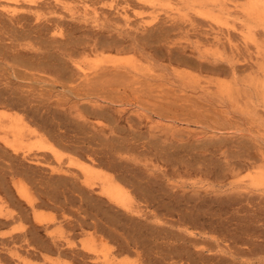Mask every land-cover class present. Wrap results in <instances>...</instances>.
<instances>
[{"label": "rangeland", "instance_id": "obj_1", "mask_svg": "<svg viewBox=\"0 0 264 264\" xmlns=\"http://www.w3.org/2000/svg\"><path fill=\"white\" fill-rule=\"evenodd\" d=\"M0 90V264H100L105 258L103 264H121V261L122 264H264V0H0ZM6 95L15 97L14 102ZM4 98L17 105L11 106L7 101L8 106ZM12 120H19L20 140L14 141L4 128ZM45 121L50 123L47 125ZM38 132L52 138H44L52 147ZM59 135L63 136L62 141ZM38 138L44 140L42 147L50 149H42L43 141L39 142ZM72 143H80V146L77 149ZM60 144L65 145L59 147ZM4 146L10 147L6 151ZM71 147L77 155L74 156ZM105 150H109L107 157L103 155ZM45 151L51 153H46L47 158ZM113 156L118 157L112 159ZM104 157L112 159L115 171L111 164L108 165L111 168L107 166L111 161L106 164ZM101 158L103 163L100 160L101 166H97ZM115 158L118 159L115 161ZM119 158L125 162L120 163ZM116 162L127 168L137 164L133 167L135 172H129L126 166L120 169ZM117 167L124 176L128 174L126 178L121 174L125 183L130 180L129 184H124L125 188L122 178L119 176L121 181L115 175ZM110 170L115 172L110 176L115 175L113 179L119 184L122 182L124 190L126 185L130 187L126 189L131 197L130 205L138 201L139 208L135 203L126 210L99 193L98 177L109 176L106 172ZM68 172H77L81 178L74 173L77 180L74 175L68 178ZM61 173L66 178V181L61 179L62 183L69 185L59 181L61 184L57 186ZM136 173L141 177L145 175L143 178L148 183L140 181L138 175L133 176ZM72 178L79 180L75 187H71ZM132 178H136L138 184H132L135 180ZM159 181L179 202L165 196L166 190L163 194L165 187L161 182L159 185ZM87 182L91 183L89 187ZM141 182L149 194L150 189L153 193L155 189L161 191L163 195L160 194L159 199L164 196V208L159 207L163 199L154 200L155 204L159 202L158 207L149 202L152 197L138 188ZM79 183L83 189L80 192L84 194L78 191ZM130 183L139 189L138 195ZM145 184H149L148 188ZM156 184L162 188L157 189ZM95 186L98 187L95 189ZM88 190L91 192L86 193ZM158 191L154 195L158 196ZM185 192L192 196H184ZM195 195H200L199 199L203 196L204 201ZM69 199L73 202L68 203ZM104 200L106 205L101 209L100 203ZM166 203L176 206L170 208ZM109 205L113 210L106 209ZM105 209L121 217L111 215L116 219L112 221ZM192 210L194 217L188 220L184 215L191 214ZM102 211L108 216L104 217ZM128 214L131 219L126 218ZM131 215L139 221L133 223L135 219ZM192 218L196 219L193 225ZM95 221L100 224L97 230L106 228L103 227L104 233L101 229L96 232ZM147 221L152 225H147ZM114 222L120 224L116 226ZM158 222L162 224L161 229ZM128 223L137 228L144 227L142 223H145V227L151 228H143L145 231L141 232L145 237H140V231L134 234L139 228L127 225L132 227V233L131 228L127 229ZM163 227L168 229L169 235ZM109 233L118 235L117 239L121 240L116 241ZM95 236H101L99 243ZM136 236L140 238L136 240ZM186 236L192 237L191 240L195 238L196 244L187 242ZM132 237L136 239L131 243ZM100 242L114 246L106 248L102 244V247ZM177 242L186 244L187 250L191 247L188 251L195 252H189L191 258L179 256L185 247L178 244L182 250H174L181 249L175 248ZM94 243L105 250L103 256ZM126 244L130 245L131 252L123 248ZM115 245H121L122 250L129 253L116 251ZM201 249L203 251H199ZM164 252L167 258L163 257ZM109 257L116 259L112 262Z\"/></svg>", "mask_w": 264, "mask_h": 264}, {"label": "bare ground", "instance_id": "obj_2", "mask_svg": "<svg viewBox=\"0 0 264 264\" xmlns=\"http://www.w3.org/2000/svg\"><path fill=\"white\" fill-rule=\"evenodd\" d=\"M45 3H46V2H45ZM74 24H75V23H74ZM62 26H63V25H62ZM42 27H43V26H42ZM33 28H34V27H33ZM169 29H170V28H169ZM169 31H170V30H169ZM19 33H20V32H19ZM143 35H144V34H143ZM16 36H17V35H16ZM38 38H39V37H38ZM158 38H159V37H158ZM156 39H157V38H156ZM80 40H81V39H80ZM157 40H158V39H157ZM51 41H52V40H51ZM150 41H151V40H150ZM89 42H90V40H89ZM146 42H147V41H146ZM103 43H104V42H103ZM152 43H153V42H152ZM156 44H157V43H156ZM47 45H48V44H47ZM127 45H128V44H127ZM69 49H70V48H69ZM129 49H130V47H129ZM21 51H22V50H21ZM52 54H53V53H52ZM77 54H78V53H77ZM34 55H35V54H34ZM15 59H16V58H15ZM20 60H21V59H20ZM20 60H19V61H20ZM22 60H23V59H22ZM179 61H180V60H179ZM27 63H28V62H27ZM40 63H41V61H40ZM38 65H39V64H38ZM63 66H65V65H63ZM76 67H78V66H76ZM207 67H208V66H207ZM78 68L80 69V67H78ZM214 68H215V67H214ZM72 69H73V68H72ZM226 69H227V68H226ZM58 70H59V69H58ZM215 70H216V69H215ZM63 71H65V70H63V67H62L61 72H63ZM109 71H110V70H109ZM109 71H108V72H109ZM57 72H58V71H57ZM61 72H60V73H61ZM68 72H69V71H68ZM114 72H115V71H114ZM122 72H123V71H122ZM60 73H59V74H60ZM105 73H106V71H105ZM63 74H64V72H63ZM81 74H82V73H81ZM118 74H119V73H118ZM60 75H61V74H60ZM86 75H87V74H86ZM68 76H69V75H68ZM66 77H67V76H66ZM88 77H89V76H88ZM104 77H105V76H103V78H104ZM108 77H110V76H108ZM64 78H65V77H64ZM75 78H76V77H75ZM92 78H93V77H92ZM111 78H112V77H111ZM106 79H107V78H106ZM108 79H110V78H108ZM133 79H134V78H133ZM95 80H96V79H95ZM95 80H94V81H95ZM82 81H83V80H82ZM110 81H111V80H110ZM79 82H80V81H79ZM102 82H104V81H102ZM93 84H94V82H93ZM108 84H109V83H108ZM126 84H127V83H126ZM89 85H90V84H89ZM101 85H102V84H101ZM101 85H100V86H101ZM109 85H110V84H109ZM113 85H114V84H113ZM119 85H120V84H119ZM119 85H118V86H119ZM6 86H7V85H6ZM106 86H107V85H106ZM81 87H83V86H81ZM88 90H89V89H88ZM128 90H129V89H128ZM130 90H131V89H130ZM0 91H2V90H0ZM83 91H84V90H83ZM99 91H100V90H99ZM109 91H110V90H109ZM117 91H118V90H117ZM197 91H198V90H197ZM95 93H96V92H95ZM0 94L2 95V93H0ZM22 95H23V94H22ZM6 96H7V95H6ZM7 97H9V96H7ZM27 97H28V96H27ZM0 98H1V97H0ZM9 98H11V97H9ZM12 98H13V97H12ZM12 98H11V99H12ZM14 98H15V97H14ZM14 98H13L11 101H13ZM40 98H41V97H40ZM4 99H5V98H4ZM9 100H10V99H9ZM9 100H7V101H9ZM18 100H19V99H18ZM33 100H34V99H33ZM0 101H1V100H0ZM2 101H3V99H2ZM5 101H6V99H5ZM7 101H6L5 103L9 106V104L11 103V101H9L10 103L7 102ZM3 102H4V101H3ZM13 102H14V101H13ZM13 102L10 104L11 106H12V104L14 105V104L16 103V102H15V103H13ZM0 103H1V102H0ZM8 103H9V104H8ZM1 104H2V103H1ZM50 104H51V103H50ZM7 105H6V106H7ZM16 105H17V103H16ZM20 105H21V104H20ZM21 106H22V105H21ZM14 107H15V105H14ZM14 107H13V109H16V108H14ZM81 107H82V106H81ZM84 107H85V106H84ZM11 108H12V107H11ZM17 108H18V107H17ZM22 108H23V107H22ZM92 108H93V107H92ZM80 109H81V108H80ZM83 109H84V108H83ZM87 109H88V108H87ZM53 110H54V109H53ZM64 110H65V108H64ZM97 110H99V109H97ZM16 111H17V110H16ZM30 111H31V110H30ZM60 112H61V111H60ZM90 112H91V111H90ZM102 112H103V110H102ZM30 113H31V112H30ZM32 113H34V111H33ZM79 113H81V112H79ZM99 113H100V112H99ZM45 115H46V114H45ZM54 115H55V114H54ZM81 115H82V114H81ZM83 115H84V114H83ZM20 116H21V115H20ZM35 116H36V115H35ZM35 116H34L33 118H35ZM37 116H38V113H37ZM57 116H58V115H56V117H57ZM79 116H80V115H79ZM16 117H17V116H16ZM16 117H15V118H16ZM66 117H67V116H66ZM85 117H86V115H85ZM85 117H84V118H85ZM105 117H106V116H105ZM17 118H19V117H17ZM21 118H22V117H21ZM41 118H42V117H41ZM19 119H20V118H19ZM24 119H25V118H24ZM57 119H58V118H57ZM107 119H108V117H107ZM43 120H44V119H43ZM61 120H62V119H61ZM76 120H77V119H76ZM79 120H80V119H79ZM87 120H88V119H87ZM87 120H86V121H87ZM18 121H19V120H18ZM18 121H17V120H12V122H11V124H10L9 126L4 127V128H6V129L8 130V132H10V133L12 134V136H13V140H14V141H15V140H18L19 137H20V134H21V129H20L21 126L19 125ZM22 121H23V120H22ZM28 121H29V120H28ZM30 121H31V120H30ZM36 121H37V120H36ZM114 121H115V120H114ZM117 121H118V120H117ZM42 122H43V121H42ZM71 122H72V121H71ZM43 123H44V122H43ZM43 123H42V124H43ZM49 123H50V122H49ZM49 123H46V121H45V124L48 125ZM87 123H88V122H87ZM89 123H90V122H89ZM23 124H24V122H23ZM26 124H27V123H25V125H26ZM0 125L2 126V124H0ZM36 125H37V124H35V126H36ZM52 125H53V124H52ZM52 125H51V126H52ZM55 125H56V124H55ZM60 125H62V124H60ZM68 125H69V124H68ZM82 125H83V124H82ZM87 125H88V124H87ZM26 126H27V125H26ZM40 126H41V125H40ZM43 126H45V125H43ZM80 126H81V125H80ZM93 126H94V125H93ZM100 126H101V125H100ZM22 127H25V126H22ZM27 127H29V126H27ZM47 127H48V126H47ZM78 127H79V126H78ZM96 127H97V126H96ZM48 128H50V130H51V127H48ZM74 128H75V127H74ZM100 128H101V127H100ZM100 128H99V129H100ZM26 129H28V128H26ZM66 129H67V128H66ZM75 129H77V128H75ZM93 129H94V128H93ZM96 129H97V128H96ZM96 129H95V130H96ZM7 130H6V131H7ZM33 130H34V129H33ZM41 130H42V129H41ZM48 130H49V129H48ZM52 130H53V128H52ZM71 130H72V129H71ZM100 130H101V129H100ZM28 131H30V130H28ZM53 131H54V130H53ZM53 131H51V132H53ZM69 131H70V130H69ZM101 131H102V130H101ZM103 131H104V130H103ZM26 132H27V131H26ZM32 132H33V131L31 130V133H32ZM34 132H35V134H36V131H34ZM88 132H89V131H88ZM90 132H91V131H90ZM98 132H100V131H98ZM38 133H39V132H38ZM40 133H41V132H40ZM40 133H39V134H40ZM44 133H45V132H44ZM44 133H43L44 137L42 136V133H41L40 136H42L41 138H43V139L46 138V140H47V137H48V136L45 137V134H44ZM48 133H49V132H48ZM106 133H107V131H106ZM24 134H25V133H24ZM27 134H29V133H27ZM27 134H25V135H27ZM49 134H50V133H49ZM51 134H52V133H51ZM51 134H50V136H51ZM85 134H86V133H85ZM95 134H97V132H95ZM95 134H93V135H95ZM47 135H48V134H47ZM55 135H58V134L55 133ZM60 135H62V134H60ZM60 135L57 136V137H60ZM93 135H92V136H93ZM21 136H22V135H21ZM34 136H35V135H34ZM40 136H39V138H40ZM96 136H97V135H96ZM96 136H95V137H96ZM98 136H99V135H98ZM100 136H101V135H100ZM100 136H99V137H100ZM112 136H113V135H112ZM35 137H36V136H35ZM53 137H54V135H53ZM78 137H79V136H78ZM78 137H77V138H78ZM113 137H114V136H113ZM149 137H150V136H149ZM21 138H22V137H21ZM39 138H38V140H39ZM48 138H49V137H48ZM54 138H55V137H54ZM61 138H63V136L59 138L60 140H59V139H58V140H59V141H62ZM66 138H68V137H66ZM84 138H85V137H84ZM92 138H93V137H92ZM101 138H103V141H104V137H101ZM109 138H110V136H109ZM118 138H119V137H118ZM35 139H36V138H35ZM49 139H50V138H49ZM51 139H52V138H51ZM51 139H50V140H51ZM82 139H83V138H82ZM93 139H94V138H93ZM99 139H100V138H98L97 140L99 141ZM120 139H121V138H120ZM123 139H124V138H123ZM4 140H5V139H4ZM19 140H20V139H19ZM21 140H22V139H21ZM38 140H36V141H38ZM40 140H41V141H40ZM40 140H39V142H42V141H43L42 144L39 143V144L41 145V148H42V149H46V148H48V147H46L45 145H44L45 148L42 147V145L45 144V143H44V140H45V139H44V140L40 139ZM46 140H45V141H46ZM58 140H57V141H58ZM88 140H89V139H88ZM91 140H92V139H91ZM91 140H90V141H91ZM105 140H106V139H105ZM127 140H128V139H127ZM36 141H35V142H36ZM55 141H56V140H55ZM98 141H97V142H98ZM100 141H101V140H100ZM107 141H108V140H107ZM113 141H114V140H113ZM117 141H118V140H117ZM35 142H34V143H35ZM53 142H54V140H53ZM72 142H73V141H72ZM75 142H77V141H75ZM109 142H110V140H109ZM172 142H173V141H172ZM174 142H175V141H174ZM4 143H5V142H4ZM46 143H47V141H46ZM57 143H58V142H57ZM57 143H56V144H57ZM59 143H60V142H59ZM106 143H107V142H106ZM123 143H124V142H123ZM123 143H120V144H123ZM53 144H54V143H53ZM72 144H74V143H72ZM75 144H76V143H75ZM75 144H74V146L77 147V149H78V146H80V145H79L80 143H78V145L76 144L77 146H76ZM90 144H91V143H90ZM101 144H103V143H101ZM37 145H38V143H37ZM40 145H39V146H40ZM47 145H49V143H47ZM64 145H65V144H63V145L60 144L59 147L64 146ZM66 145H67V144H66ZM113 145H114V144H113ZM116 145H117V144H116ZM124 145H125V143H124ZM172 145H173V144H172ZM68 146H69V145H68ZM72 146H73V145H72ZM74 146H73V147H74ZM107 146L110 147V146H112V145H107ZM117 146H118V145H117ZM125 146H126V145H125ZM130 146H131V145H130ZM130 146H129V147H130ZM5 147H6V146H4V148H5ZM9 147H10V146H9ZM9 147H8V148H9ZM33 147H34V146H33ZM35 147H36V146H35ZM49 147H52V145H51V146L49 145ZM69 147H70V146H69ZM73 147H71V148H73ZM120 147H121V146H120ZM161 147H162V146H161ZM8 148H7V147L5 148L6 151H7ZM12 148H14V147L12 146ZM12 148H11V149H12ZM38 148H40V147H38ZM41 148H40V149H41ZM63 148H64V147H63ZM82 148H83V147H81V149H82ZM110 148H112V147H110ZM114 148H115V150H116V147H115V146H114ZM117 148H118V147H117ZM123 148H124V146H123ZM123 148H121V149L123 150ZM35 149H36V148H35ZM48 149H50V148H48ZM48 149H47V150H48ZM51 149H52V148H51ZM68 149H69V148H67V150H68ZM79 149H80V147H79ZM81 149H80V150H81ZM100 149H101V148H100ZM108 149H109V148H108ZM131 149H132V148H131ZM17 150H18V149H17ZM53 150H54V148H53ZM55 150H56V147H55ZM55 150H54V151H55ZM67 150H66V151H67ZM69 150H71V149H69ZM73 150H74V151H73V152H74V156L77 155L76 150H75L74 148H73ZM84 150H85V149H84ZM102 150H103V149H102ZM128 150H129V149H128ZM164 150H165V149H164ZM4 151H5V150H4ZM15 151H16V150H15ZM29 151H30V150H29ZM31 151H32V150H31ZM48 151H50V150H48ZM48 151H47V152H48ZM71 151H72V150H71ZM87 151H88V150H87ZM92 151H94V150H92ZM108 151H109V150H107V152H108ZM112 151H113V150H112ZM112 151H111V149H110V154H109V152L107 153L106 150H105V153H106V154H105L104 151H103V153H104L103 155L106 156L107 154H109V155L112 156V154H111ZM117 151H119V150H117ZM124 151H125V150H124ZM126 151H127V150H126ZM10 152H11V151H10ZM17 152H18V151H17ZM17 152H15V153H17ZM36 152H38V151H36ZM36 152H34V154H36ZM47 152L45 151V153H44V152H40V153H44L45 156H46V153H47ZM77 152H78V151H77ZM83 152H84V151H83ZM85 152H86V151H85ZM85 152H84V153H85ZM99 152H100V151H99ZM115 152H116V151H115ZM120 152H121V151H120ZM160 152H161V151H160ZM28 153H29V152H28ZM49 153H50V152H48V154H49ZM53 153H54V152H53ZM55 153H56V152H55ZM94 153H95V152H94ZM101 153H102V152H101ZM121 153H122V152H121ZM129 153H130V152H129ZM5 154H6V152H5ZM44 154H42V155L44 156ZM50 154H51V153H50ZM60 154H61V153H60ZM1 155H2V154H1ZM27 155H28V154H27ZM88 155H89V154H88ZM92 155H93V153H92ZM113 155H115V154H113ZM159 155H160V154H159ZM47 156H48V155H47ZM47 156H46V158H47ZM56 156H57V155H56ZM56 156H55V157H56ZM78 156H79V153H78ZM80 156H81V155H80ZM84 156H85V155H84ZM84 156H83V159L85 158ZM100 156H101V155H100ZM107 156H108V155H107ZM107 156H106V157H107ZM127 156H128V155H127ZM26 157H27V156H26ZM71 157H72V156H71ZM87 157H89V156H87ZM94 157H95V156H94ZM94 157H93V158H94ZM106 157H104V158L106 159ZM109 157H110V156H109ZM114 157H118V156H113V158H112V157H111V158L114 159ZM119 157H121V156H119ZM125 157H126V156H125ZM125 157H124V158H125ZM130 157H131V156H130ZM130 157H128V158L130 159ZM163 157H164V156H163ZM27 158H29V157H27ZM36 158H37V156H36ZM81 158H82V156H81ZM81 158L79 157V159H81ZM90 158H91V157H90ZM102 158H103V157H102ZM102 158L98 160L97 166L100 165V162H99L100 160H102V163H103V159H102ZM121 158H122V157H121ZM121 158H119V159H121ZM17 159H18V158H17ZM37 159H38V158H37ZM61 159H62V158H61ZM67 159H68V158H67ZM74 159H75V158H74ZM83 159H82V160H83ZM85 159H86V158H85ZM94 159H95V158H94ZM105 159H104V161H105ZM112 159H110V160H108V158L106 159V164H107L108 161H111V163L108 162L107 166L111 164L110 166L112 167V165H113L112 163H114V162H112ZM116 159H118V158H115V161H116ZM43 160H44V159H43ZM72 160H73V158H72ZM76 160H77V159H76ZM87 160H88V159H87ZM95 160H96V159H95ZM134 160H135V159H134ZM77 161L79 162V160H77ZM89 161H90V159H89ZM113 161H114V160H113ZM118 161H119V160H118ZM120 161H122V159H121ZM123 161H124V160H123ZM123 161L120 162V163H123ZM182 161H183V160H182ZM73 162H74V160H73ZM82 162H83V161H82ZM82 162H80V163H82ZM86 162H88V161H86ZM86 162H85V163H86ZM124 162H125V161H124ZM15 163H16V162H15ZM18 163H19V162H18ZM68 163H70V160H68ZM102 163H101V164H102ZM116 163H117V162H116ZM118 163H119V162H118ZM118 163H117V164H118ZM120 163H119V164H120ZM126 163H129V164H130V162H126ZM40 164H41V163H40ZM60 164L62 165V162H61ZM88 164H89V163H88ZM94 164L96 165L95 162H94ZM104 164H105V163H104ZM119 164H118V166H119ZM131 164H132V163H131ZM16 165H17V164H16ZM49 165H50V164H49ZM58 165H59V164H58ZM61 165H59V167H61ZM71 165H72V164H71ZM73 165H74V164H73ZM79 165H80V164H79ZM114 165H115V163H114ZM114 165H113V167L115 168L116 166H114ZM165 165H166V164H165ZM34 166H35V165H34ZM77 166H78V165H77ZM82 166H83V163H82ZM91 166H92V162H91ZM91 166H90V167H91ZM93 166H94V165H93ZM97 166H96V168H97ZM100 166H101V165H100ZM104 166H105V165H104ZM104 166L102 165L103 169L105 168ZM107 166H106V167H107ZM125 166H126V165L122 166V165L120 164L119 168L122 167V169H123V167H125ZM131 166H132V165H131ZM136 166H137V164H136L135 166L133 165V167H136ZM145 166H146V165H145ZM147 166H148V165H147ZM157 166H158V165H157ZM166 166H167V165H166ZM166 166H165V167H166ZM39 167H40V165H39ZM55 167H56V166H55ZM59 167H57V168H59ZM108 167H109V166H108ZM108 167H107V168H108ZM111 167H109V168H111ZM113 167H112V169H114ZM133 167L131 168V167L129 166V167L127 168V166H126L125 168H127V170H129V172H130V171H134V172H135V170L133 169ZM154 167H155V166H154ZM169 167H170V166H169ZM242 167H243V166H242ZM249 167H250V166H249ZM42 168H43V167H42ZM42 168H41V169H42ZM63 168H64V167H63ZM65 168H66L65 170L68 169L67 167H65ZM87 168H88V167H87ZM92 168H93V167H92ZM94 168H95V167H94ZM99 168H100V167H99ZM119 168L117 167V173L114 172L116 168L114 169L113 173H112V171H111L112 169L110 170L111 172H110V171L106 172V173H109V176H103V175L101 176V175H100V176L98 177V178L100 179L99 182H101L100 185H99V186H100V189H98V188H99L98 186H97L98 188H97L96 186H95L94 188H95V189L97 188V190H100L99 193H101V194L103 195V197L105 196L109 201L114 202L115 205H118L119 207L125 208V209L127 210V209H131V208H132V205H135V203L138 202V201H136L134 204L130 205V204H131V197H130L129 194H128V192H129V190H130V187H127V185H126V189L129 188V190H128V192H127L126 189L124 190V189L121 187V186H122V185H121L122 182L119 181V182H120V184H119V183L117 182V180H115V178L113 179V177H114L115 175H116V176L118 175L117 177L120 176V177L122 178V180H123V185L126 184V183L129 184V182H130L129 179L126 180V183L124 182V181H125L124 179L126 178L125 176H127L128 174L124 176L122 172H119V171H120ZM140 168H141V167H140ZM177 168H178V167H177ZM89 169H91V168H89ZM101 169H102V168H101ZM120 169H121V168H120ZM132 169H133V170H132ZM135 169H136V168H135ZM188 169H189V168H188ZM247 169H248V168H247ZM247 169H246V170H247ZM249 169H251V168H249ZM38 170H39V169H38ZM63 170H64V169H63ZM68 170L71 171L70 168H69ZM76 170H77V169H76ZM83 170H84V169H83ZM95 170H96V169H95ZM95 170H94L93 172H95ZM98 170H99V169L97 168V171H98ZM104 170H106V169H104ZM104 170H103V171H104ZM118 170H119V171H118ZM142 170H143V169H142ZM193 170H194V169H193ZM230 170H231V169H230ZM20 171L22 172V170H20ZM24 171H25V170H24ZM74 171H75V170H74ZM85 171H86V170H85ZM85 171H84V172H85ZM91 171H92V170H91ZM103 171H102V172H103ZM106 171H107V170H106ZM121 171H123V170H121ZM137 171H138V170H137ZM140 171H141V170H140ZM170 171H171V170H170ZM203 171H204V170H203ZM211 171H212V170H211ZM223 171H224V170H223ZM28 172H29V171H28ZM30 172H31V171H30ZM30 172H29V173H30ZM36 172H37V171H36ZM55 172H56V171H55ZM71 172H72V171H71ZM71 172H70V173H71ZM123 172H124V171H123ZM125 172H127V171L125 170ZM129 172H128V173H129ZM134 172H132V173H134ZM144 172H145V169H144ZM144 172H143V173H144ZM161 172H162V171H161ZM166 172H167V171H166ZM208 172H209V171H208ZM23 173H24V172H23ZM31 173H32V172H31ZM39 173H40V172H39ZM68 173H69V172H68ZM68 173H67V174H68ZM70 173H69V174H70ZM73 173H74V172H73ZM73 173L70 174V177H69V175H68V178H71L72 175H74V174L76 175V174H77V172L74 173V174H73ZM78 173H79V172H78ZM81 173H82V172H81ZM86 173H87V171H86ZM86 173H84V174H86ZM97 173L99 174V172H97ZM106 173H103V174L106 175ZM111 173H112V174L115 173V175H114L113 177H111V176H110ZM119 173H120V175H119ZM138 173H139V172H138ZM138 173L134 174L133 176L138 175ZM143 173H142V174H143ZM82 174H83V173H82ZM121 174H122L125 178H124ZM129 174H130V173H129ZM145 174H146V176H147L148 172L145 173ZM177 174H178V173H177ZM204 174H205V173H204ZM248 174L250 175L251 172H249ZM248 174H247V175H248ZM44 175H45V174H44ZM53 175H54V174H53ZM55 175H56V174H55ZM61 175H62V176L58 177V182L60 181V182L62 183V180H61V179H62V178L64 179L65 177H64V175H63L62 173H61ZM65 175H66V174H65ZM75 175H74V176H75ZM107 175H108V174H107ZM140 175H141V174H140ZM140 175H138V177H140V178H139L140 181H141V179L144 181L145 179L143 178V176H145V175H142V177H141ZM150 175H152V174H150ZM150 175H149V177H150ZM155 175H156V174H155ZM155 175H153V177H154ZM157 175H158V174H157ZM163 175H164V174H163ZM166 175H167V174H165V176H166ZM251 175H253V174H251ZM23 176H24V175H23ZM31 176H32V175H31ZM34 176H35V174H34ZM39 176H40V175H39ZM58 176H59V174H58ZM76 176H78V175H76ZM76 176H75V178H76ZM97 176H98V175H97ZM97 176H96L95 178H97ZM116 176H115V177H116ZM146 176H145V177H146ZM263 176H264V175H263ZM3 177H4V176H3ZM35 177H36V176H35ZM51 177H52V176H51ZM66 177H67V175H66ZM120 177H119V178H120ZM127 177H128V176H127ZM129 177H130V176H129ZM138 177H137V178H138ZM156 177H157V176H156ZM156 177H154V178L157 179L158 177H157V178H156ZM161 177H163V176H161ZM4 178H5V177H4ZM26 178H27V177H26ZM33 178H34V177H33ZM73 178H74V177H73ZM73 178H72V179H73ZM79 178H81V177L78 176V179H79ZM98 178H97L96 180H99ZM119 178H118V179H119ZM121 178H120V180H121ZM123 178H124V179H123ZM150 178H152V177H150ZM28 179H29V178H28ZM31 179H32V178H31ZM40 179H42V178H40ZM51 179H52V178H51ZM132 179H135V180H133V182H132V184H133L137 179H136V178H132ZM147 179H149V178H147ZM152 179H153V178H152ZM152 179H151V180H152ZM3 180H4V179H3ZM25 180H26V179H25ZM48 180L50 181V179H48ZM73 180H74V179H73ZM76 180H77V178H76ZM88 180H89V179H88ZM90 180H91V179H90ZM96 180L93 179L94 182H95ZM122 180H121V181H122ZM153 180H154V179H153ZM158 180H159V179H158ZM163 180H164V179H163ZM163 180H162V182L164 183L165 180H164V181H163ZM28 181H29V180H28ZM41 181H42V180H41ZM49 181H48V182H49ZM63 181H64V180H63ZM65 181H66V178H65ZM65 181H64V183H65V184H68V183H66ZM68 181H70V180L67 179V182H68ZM78 181H79V180H78ZM78 181H77V182H78ZM115 181H116L120 186H119ZM127 181H129V182H127ZM138 181H139V180H138ZM145 181H146V183H148L147 180H145ZM145 181H144V182H145ZM259 181H260V180H259ZM30 182H31V180H30ZM56 182H57V181H56ZM60 182L58 183L59 185L57 184L58 187H59L60 184H61ZM73 182H74V185L71 186V187H75V186H76L75 183H77V182H76L75 180H74ZM96 182H97V181H96ZM144 182H141L143 185L139 183L140 186L142 185V186H141L142 189H141L140 186H139L138 188L140 189L141 192L144 190L143 192L148 193V192L145 190V188L143 187V186H144ZM154 182H155V180H154ZM160 182H161V181L158 182L159 185H160ZM162 182H161V185L163 184ZM18 183H20V182H18ZM35 183H36V182H35ZM40 183H41V182H40ZM45 183H47V182H45ZM53 183H54V182H53ZM64 183H62V185H63ZM135 183L138 184L137 182H135ZM135 183H134V184H135ZM151 183H152V182H151ZM151 183H150V184H151ZM156 183H157V182H156ZM49 184H50V183H49ZM51 184H52V183H51ZM70 184H72V183H70ZM79 184H80V183H79ZM79 184H78V185H79ZM132 184L130 183V186L135 188L136 186H134V185L132 186ZM154 184H155V183H152V186H154ZM165 184H166V181H165L164 185H165ZM168 184H169V182H168ZM171 184H172V183H171ZM68 185H69V184H68ZM90 185H91V183H88V182H87V186L89 187ZM159 185H158V184L155 185V186H157V189H160V187L162 188V186L165 187L164 185H162V186H160V187L158 188ZM238 185H239V184H238ZM48 186H49V185H48ZM50 186H51V185H50ZM54 186H56V185L54 184ZM83 186H84V185H83ZM147 186H149V184H148V185L145 184V187H147ZM166 186H169V185H166ZM176 186H177V185H176ZM34 187H35V185H34ZM37 187H38V186H37ZM69 187H70V186H69ZM78 187H79V186H78ZM47 188H48V187H47ZM52 188H54V187H52ZM81 188H82V186H81V184H80V189L78 188V189H79V190H78L79 192H80ZM85 188H86V190H87V187H85ZM124 188H125V185H124ZM134 188H133L132 190H134ZM147 188H148V187H147ZM150 188H151V187H150ZM35 189H36V188H35ZM57 189H59V188H57ZM57 189H56V190H57ZM139 189H136V188H135V190H134L133 192L136 193V194L138 195V191H139ZM75 190H76V189H75ZM75 190H74V192H75ZM136 190H137V191H136ZM151 190H152V191H151ZM162 190L164 191L163 194H165L166 191H167L166 187H165L164 189H162ZM165 190H166V191H165ZM171 190H172V189H171ZM43 191H44V190H43ZM43 191L41 190V192H43ZM78 191H77V192H78ZM81 191L83 192V189H82ZM92 191H94V190H92ZM95 191H96V190H95ZM135 191H136V192H135ZM148 191H149V189H148ZM150 191H151L152 194L150 193V194H151V195H150V194L148 193L149 195H148L147 197H149V196L152 197V200L149 201L150 198L148 199L146 196H145V197H146L148 200H147L145 197H144V198H145L147 201H149V202L152 201V203H153V202L156 203V201H154V200H156V199L158 198L159 202H161L160 200H162L163 197H164V196H163L161 199H159V197L161 196L160 194H162V193H160L161 191L159 190V191H160V192H159V191L157 190V191L159 192V195L156 193L158 196L154 195L155 192H157L156 189H155V192H154V193H153V189H150ZM150 191H149V192H150ZM169 191H170V190H169ZM177 191H179V190H177ZM199 191H200V190H199ZM84 192H85V191H84ZM88 192H91V191L88 190L86 193H88ZM97 192H98V191H97ZM55 193H56V192H55ZM57 193H59V192H57ZM60 193H62V192H60ZM60 193H59V194H60ZM80 193H81V192H80ZM94 193H95V192H94ZM146 193H145V194H146ZM167 193H168V191H167ZM167 193H166V194H167ZM199 193H200V192H199ZM203 193H204V192H203ZM81 194H84V193H81ZM89 194H90V193H89ZM92 194H93V193H92ZM96 194H97V193H96ZM139 194H141V193H139ZM163 194H162V195H163ZM166 194H165V196H170L171 191H170V194H169V193H168L167 195H166ZM172 194L174 195V193H172ZM172 194H171V195H172ZM177 194L179 195V193H177ZM177 194L175 193V196H178ZM185 194H188V193L185 192L183 195L185 196ZM201 194H202V193H201ZM204 194H206V193H204ZM41 195H42V194H41ZM46 195H48V194H46ZM65 195H66V194H65ZM93 195H94V194H93ZM98 195H99V194H98ZM146 195H147V194H146ZM183 195H182V198L184 197ZM188 195H189V196H190V195L192 196V193H191V194H188ZM52 196H54V194H53ZM70 196H71V195H70ZM100 196H101V195H100ZM153 196H156V197L153 198ZM199 196H200V195H199ZM199 196H196V195H195V197L198 198V200H200V199L203 197V196H202V197L199 199ZM7 197H9V196H7ZM45 197H46V196H45ZM72 197H73V196H72ZM92 197H93V196H92ZM132 197H133V196H132ZM140 197L142 198V197H143V194H142V196L140 195ZM171 197H173V199H174V196H170V200L172 199ZM179 197H181V194L179 195ZM186 197H187V195H186ZM186 197H185V199H187ZM205 197H206V196H205ZM83 198H86V197H83ZM106 198H105V200H107ZM144 198H143V199H144ZM167 198H168V197H167ZM182 198H180V200H181ZM219 198H220V197H219ZM50 199H51V198H50ZM53 199H54V198H53ZM78 199H79V197H78ZM80 199H81V198H80ZM94 199H95V195H94ZM132 199H133V198H132ZM145 199H144V200H145ZM175 199H176V197H175ZM175 199H174L173 201H175ZM185 199H184V200H185ZM213 199H214V198H213ZM233 199H234V198H233ZM17 200H18V199H17ZM43 200H44V199H43ZM56 200H58V199H56ZM56 200H55V202H56ZM96 200H97V199H95V201H96ZM98 200H99V199H98ZM98 200H97V201H98ZM105 200H104V201H105ZM108 200H107V201H108ZM133 200H134V199H133ZM135 200H136V199H135ZM158 200H157V202H158ZM182 200H183V199H182ZM188 200H190V197H189V199H187V201H188ZM191 200H192V199H191ZM214 200H215V199H214ZM71 201L73 202L72 199H71ZM71 201H70V199H69L68 203L71 202ZM78 201H79V200H78ZM142 201H143V200H142ZM177 201L179 202L178 198H177V200L175 201V203H177ZM185 201H186V200H185ZM187 201H186V203H189V202H187ZM193 201H194V198H193ZM201 201H204V199L202 198ZM201 201H200V203L202 204ZM33 202H34V201H33ZM88 202H90V201L88 200ZM143 202L146 203V201H143ZM149 202H147V204H149ZM159 202H158V203H159ZM181 202H182V201H181ZM196 202H197V201H196ZM198 202H199V201H198ZM61 203H63V202H61ZM85 203H86V202H85ZM90 203H91V202H90ZM94 203H96V206H95V207H98V206L101 207V206H102L101 209L105 207V206L103 207V204L106 205V204H105L106 201H105V202H101V203H100V204H102L101 206H100V205L97 206V204H98L97 202H94ZM94 203H93V205H94ZM109 203H110V202H109ZM132 203H133V202H132ZM138 203H139V202H138ZM138 203H136L137 207L139 206ZM155 203H153V204H155ZM158 203H157V204H158ZM162 203H164V199H163V202L159 203V207L162 206V207L164 208V204H165V203H164V204H162ZM193 203H194V202H193ZM193 203H192V207H194V206H193ZM238 203H239V202H238ZM33 204H34V203H33ZM43 204H44V203H43ZM71 204H72V203H71ZM157 204H155V205H157ZM160 204H161V205H160ZM167 204H168V203H166V205H167ZM194 204H195V203H194ZM40 205H41V204H40ZM46 205H47V204H46ZM63 205H65V204H63ZM86 205H87V203H86ZM88 205H89V203H88ZM88 205H87V206H88ZM110 205H112V203H111ZM110 205L107 206L106 209H108V210L112 209V210H113V207H112V206H111L112 208H109ZM149 205H151V203H150ZM171 205H172V204H171ZM90 206H91V204H90ZM145 206H147V205H145ZM145 206H144V207H145ZM169 206H170V204L167 205V207H169ZM175 206H176V205H175ZM175 206H174V203H173V206H170V208H171V207L173 208V207H175ZM182 206H183V205H182ZM195 206L198 207V208L200 207L199 205H195ZM32 207H33V206H32ZM47 207H48V206H47ZM91 207H92V206H91ZM95 207H93L92 209H94ZM99 207H98V209L101 210ZM114 207H115V209H116V206H114ZM139 207H140V206H139ZM139 207H138V208H139ZM142 207H143V206H142ZM142 207H141V208H142ZM156 207H158V205H157ZM192 207H191V208H192ZM58 208H59V207H58ZM134 208H135V207H134ZM138 208H137V209H138ZM170 208H169L168 210H170ZM188 208L190 209L189 206H188ZM90 209H91V208H90ZM90 209H89V210H90ZM98 209H96L97 213H98V211H99ZM106 209H105V212L108 211V210H106ZM125 209H124V211H125ZM165 209H167L166 206H165ZM174 209H175V208H174ZM184 209H185V208H184ZM33 210H34V209H33ZM120 210H121V209H120ZM160 210H161V209H160ZM190 210H191V209H190ZM190 210H189L188 212H190ZM23 211H24V210H23ZM83 211H84V210H83ZM103 211H104V210H103ZM103 211H102L101 214H103ZM135 211H136V209H135ZM138 211H139V210H138ZM162 211H164V210H162ZM183 211H184V214H185V210H183ZM183 211H182V213H183ZM21 212H22V211H21ZM105 212H104V214H103L104 217H107L108 214H110V216H108V217L111 218V217H112L111 215H114V213H113V214L110 213V212H112V211H108V214H106ZM116 212H117V211H116ZM141 212H143V211H141ZM192 212H193V210L191 211V214L189 213L191 216H189V214H188L187 212H186V213H187L188 215L186 214L187 216H186V215H184V216H185L186 218L188 217L187 219L189 220V218L191 219V217H194L193 214H192ZM24 213H25V212H24ZM97 213H96V214H97ZM118 213H121V212L119 211ZM122 213H123V211H122ZM88 214H89V212H88ZM99 214H100V213H99ZM123 214H125V212H124ZM123 214H122V216H123V218H124L125 215H123ZM126 214H127V213H126ZM133 214H134V213H133ZM142 214H143V213H142ZM144 214H145V213H144ZM154 214H155V213H154ZM29 215H30V214H29ZM115 215L120 216V214L118 215L117 213H115ZM115 215H114V216H115ZM129 215H130V214H128V216H126V218L129 217ZM145 215H146V214H145ZM182 215H183V214H182ZM182 215H181V216H182ZM88 216H91V215H88ZM95 216H96V215H95ZM97 216H98V214H97ZM131 216H132V215H131ZM141 216H142V215H141ZM29 217H30V216H29ZM102 217H103V216L101 215V218H102ZM120 217H121V216H120ZM133 217H134V216H132V219L134 220L136 217H135V218H133ZM144 217H145V216H144ZM155 217H156V216H155ZM155 217H154V218H155ZM109 218H107V219H109ZM114 218H117V217L115 216ZM129 218H130V217H129ZM129 218H127V219H129ZM149 218H150V217H149ZM154 218H153V221H154ZM195 218H196V216H195ZM204 218H205V217H204ZM22 219H23V218H22ZM22 219H21V220H22ZM102 219L105 220V218H102ZM111 219H112V218H111ZM121 219H122V218H121ZM130 219H131V218H130ZM136 219H137V218H136ZM136 219L134 220L133 223H135V221H136V222L139 221V220H136ZM138 219H139V218H138ZM145 219H146V217H145ZM150 219H151V218H150ZM156 219H157V218H156ZM181 219H182V217H181ZM183 219H184V221H185V218H184V217H183ZM97 220H98V219H97ZM119 220H120V219H118V221H119ZM125 220H126V219H125ZM148 220H149V219H148ZM36 221H37V220H36ZM107 221H108V220H107ZM107 221H104V222L107 224ZM112 221H116V219H114V220L112 219ZM123 221H124V220H123ZM128 221H130V220H128ZM128 221H127V222H128ZM142 221H143V220H142ZM181 221H183V220H181ZM181 221H180V222H181ZM191 221L193 222L192 225L196 223V222H195L196 219H193V218H192ZM191 221H190V223H191ZM0 222H1V221H0ZM39 222H40V221H39ZM119 222H120V221H119ZM140 222H141V221H140ZM147 222H148V221H147ZM147 222H146V223H147ZM154 222H155V221H154ZM87 223H88V222H87ZM99 223H100V222H99ZM108 223H109V221H108ZM114 223H115V222H114ZM114 223H112V224L114 225ZM120 223H122V221H121ZM120 223H118V224H120ZM158 223H159V222H158ZM183 223H184V222H183ZM183 223H182V224H183ZM84 224H86L85 221H84ZM90 224H91V222H90ZM94 224H96L95 226H97V225H98V222L95 221ZM110 224H111V220H110ZM110 224H108V226H110ZM118 224L115 223L116 226H118ZM130 224H131V223H130ZM130 224L128 223V224H126V226H127V225H130ZM138 224H139V223H136V225H138ZM142 224H144V225L146 226L145 223H142ZM148 224L152 225V223H149V222L147 223V225H148ZM154 224H157V223H154ZM184 224H185V223H184ZM186 224L188 225L187 222H186ZM82 225H83V224H82ZM101 225H102V223H101ZM115 225H114V226H115ZM123 225H124L123 227H125V224H123ZM132 225H133V224H131V226H132ZM160 225H162V224L159 223V225H158V226H159V227H158L159 229H161V228H160V227H161ZM180 225H181V224H180ZM190 225H191V224H190ZM75 226H76V225H75ZM88 226H90V225H88ZM93 226H94V225H93ZM98 226H100V224H99ZM98 226H97V227H94V228L96 229V232L100 231V229H101V228H100L99 230H97V228H99ZM139 226H140V225H139ZM139 226H138V228H139ZM141 226H142V225H141ZM145 226L142 227V228H139V229H140V230H139V229L135 226V224H134V225H133V228L135 229V227H136V229H138L137 232L133 229V230L135 231V233L132 231V227H130V226L128 227V226H127V229L130 230V228H131V232L134 233V234H137V233H139V231H140V234H141V235H138V236H140V237H142V236L145 237V236H144V233L142 234V232L145 231V230H143V228H144V229L147 228V227H145ZM163 226H164V224H163ZM33 227H34V226H33ZM76 227H77V226H76ZM101 227H102V226H101ZM103 227H104V226H103ZM103 227H102L103 230L101 229L102 232L100 231L101 233H104V232L106 231V230H105L106 228L104 227V228H105V229H104ZM111 227H113V226H111ZM111 227H110V228H111ZM40 228H41V226H40ZM148 228H151V227H148ZM148 228H147V229H148ZM156 228H157V226H156ZM34 229H35V228H34ZM77 229H78V228H77ZM112 229H113V228H112ZM119 229H120V228H119ZM122 229H123V228H122ZM122 229H121V230H122ZM127 229H126V230H127ZM141 229H142V230H141ZM153 229H155V228H153ZM162 229H163V231H165L166 235H169V234H170L169 231H168V229H166L167 232H166V230L164 229V227H163ZM179 229H180V228H179ZM104 230H105V231H104ZM107 230H108V229H107ZM123 230H124V229H123ZM126 230L123 231V232H126ZM185 230H186V229H185ZM33 231H34V230H33ZM103 231H104V232H103ZM108 231H111V230H108ZM115 231H116V230H115ZM141 231H142V232H141ZM148 231H149V230H148ZM151 231H152V230H151ZM212 231H213V230H212ZM34 232H36V231H34ZM121 232H122V231H121ZM121 232H120V233H121ZM149 232H150V231H149ZM152 232H153V231H152ZM179 232H180V231H179ZM16 233H17V232H16ZM93 233H94V232H93ZM112 233H113V232H112ZM112 233H109V234H111V238H112V237H113V238L115 237V239H116V241H117V240H118V239H117L118 237H116V236H118V235L114 236V235H112ZM128 233L130 234V232H128ZM146 233H147V232H145V234H146ZM153 233H154V232H153ZM163 233H164V232H163ZM165 233H164V234H165ZM167 233H169V234H167ZM173 233H174V232H173ZM35 234H36V233H35ZM87 234H88V233H87ZM91 234H92V232H91ZM97 234H98V233H97ZM105 234H107V233H105ZM109 234H108V235H109ZM123 234L125 235V233H123ZM123 234H122V235H123ZM126 234H127V233H126ZM129 234H128V235H129ZM147 234H148V233H147ZM150 234H151V235H150ZM150 234H148L147 236H149V235L152 236V233H150ZM191 234H192V233H191ZM193 234H194V233H193ZM15 235H16V234H15ZM18 235H19V234H18ZM88 235H89V234H88ZM103 235H104V234H103ZM103 235H101V236H103ZM176 235H177V234H176ZM178 235H179V234H178ZM180 235H181V237L183 236L182 232L180 233ZM101 236H100V237H101ZM104 236H105V235H104ZM106 236H107V235H106ZM120 236H121V235H120ZM125 236H126V235H125ZM134 236H135V235H133V237H134ZM138 236H136V237H138ZM184 236H185V235H184ZM184 236H183V237H184ZM35 237H36V236H35ZM100 237L98 236L99 239H100ZM133 237H132V238H133ZM140 237H138L137 239H136V238H133L134 240L131 239L130 242L132 243V241H135V239L138 240ZM160 237H161V236H160ZM166 237H168V236H166ZM181 237H180L179 239H181ZM190 237H191V236H190ZM73 238H74V237H73ZM89 238H90V237H89ZM93 238H94V237H93ZM95 238H96V236H95ZM98 238H96V240H97ZM120 238H121V237H120ZM127 238L130 240L129 237H127ZM127 238H125V239H127ZM176 238H177V237H176ZM186 238H189V237L186 236ZM186 238H185V239H186ZM201 238H202V237H201ZM99 239H98V241H96V243H97V242L99 243ZM108 239H109V236H108ZM122 239H123V238H122ZM177 239H178V238H177ZM183 239H184V238H183ZM189 239H190V238H189ZM189 239H187L186 241H187V242H191V244H192V241H194L193 244H196L197 240H196V242H195V238H194L193 240H191V239H192V237H191L190 241H189ZM3 240H4V239H3ZM6 240H7V239H6ZM45 240H46V239H45ZM94 240H95V239H94ZM119 240H121V239H119ZM119 240H118V241H119ZM123 240H124V239H123ZM174 240L177 241L175 238H174ZM181 240H182V239H181ZM181 240H180V241H181ZM207 240H208V239H207ZM32 241H33V240H32ZM37 241H38V240H37ZM102 241H103V240H102ZM111 241H112V240H111ZM126 241H127V240H126ZM184 241H185V240H184ZM35 242H36V241H35ZM108 242H109V241H108ZM114 242H115V241H114ZM122 242L125 244V241H122ZM142 242H143V240H142ZM181 242H183V240H182ZM181 242H179V243L177 242V244H175V245H177V246H175V248H176V247H177V248L180 247L181 249H178V250H177V249H174V248H171V249H174V250H176V251H180V250H182L183 247H185L184 251H186V250H187V249H186V246H185L186 244H185V245H184V244H181ZM96 243H94L95 246H97ZM123 243L119 242L118 244H121V245H122ZM126 243H127V242H126ZM135 243H136V242H135ZM138 243H139V241H138ZM138 243H136L135 247L137 246ZM149 243H150V242H149ZM157 243H158V242H157ZM198 243H199V242H198ZM102 244L105 245L106 248L109 246V244H107V243L105 244L104 242H103ZM102 244H101V242H100V245H101L102 247H104ZM129 244H130V243H129ZM147 244H148V243H147ZM178 244L182 245L183 247L180 246V245H178ZM53 245H54V244H53ZM121 245L119 246V247H121V248H119L118 245H115V246L118 247V250H116V251H121V250H122V246H121ZM127 245H128V244L124 245L125 247H123V248H128V247L130 246V245H129V246H127ZM168 245H169V244H168ZM90 246H91V245H90ZM101 246L98 245L97 248L99 249L98 251H100V253H101L100 255L103 256L105 250L103 251L102 248H100ZM113 246H114V245H110V247H113ZM187 246L190 247L191 245L188 244ZM210 246H211V245H210ZM87 247H88V246H87ZM110 247H108V248H110ZM135 247H134V248H135ZM145 247H146V246H145ZM165 247H166V246H165ZM168 247H169V246H168ZM173 247H174V245H173ZM206 247H208V246H206ZM50 248H51V247H50ZM97 248L95 247V250H96ZM106 248H105V249H106ZM143 248H144V247H143ZM149 248H150V247H149ZM159 248H161V247H159ZM190 248H191V247H190ZM190 248H189V249H190ZM209 248H210V247H209ZM253 248H254V247H253ZM56 249H57V248H56ZM88 249H89V248H88ZM91 249H93V248H90L89 250H91ZM119 249H120V250H119ZM128 249H129V248H128ZM189 249H188V250H189ZM101 250H102V251H101ZM112 250H113V249H112ZM112 250H111V251H112ZM129 250H130L129 252H131V248H130ZM141 250H142V249H141ZM150 250H151V249H150ZM188 250H187L186 253L189 254V252H192V251H188ZM192 250H193V249H192ZM194 250H195L196 252H198L196 249H194ZM204 250H205V249H204ZM207 250H208V249H207ZM106 251H107V250H106ZM113 251H114V250H113ZM161 251H162V250H161ZM167 251H169V250H167ZM170 251H171V250H170ZM170 251H169V253H170ZM184 251H183V250L180 251V252H183V253H181V254H183V255L180 254L179 256H184V255L186 256V255H187V257L191 258V255H190V254H189V255L186 254ZM199 251H203V250L201 249V250H199ZM210 251H211V250H210ZM114 252H115V251H114ZM124 252H125V250H124V251L122 250V253H124ZM127 252H128V250H127L125 253H127ZM129 252H128V253H129ZM137 252H138V251H137ZM216 252H217V251H216ZM78 253H79V252H78ZM91 253H92V252H91ZM94 253H95V252H94ZM96 253H98L97 250H96ZM128 253H127V254H128ZM135 253H136V251H135ZM138 253H139V252H138ZM147 253H148V252H147ZM169 253H168V255H169ZM171 253H172V252H171ZM171 253H170V254H171ZM173 253H174V252H173ZM176 253H177V252H176ZM192 253L194 254L195 252L193 251ZM192 253H191V254H192ZM204 253H205V252H204ZM208 253H209V252H208ZM211 253H212V252H211ZM213 253H214V252H213ZM81 254H82V253H81ZM83 254H84V253H83ZM86 254H88V253L86 252ZM109 254H110V253H109ZM115 254H116V253H115ZM119 254H120V253H119ZM139 254H140V253H139ZM148 254H149V253H148ZM159 254H160V253H159ZM164 254H165V252L163 253V257L165 256ZM177 254H178V253H177ZM196 254H197V253H196ZM198 254H201V253H198ZM111 255L114 256L113 254H111ZM136 255H137V253H136ZM166 255H167V253H166ZM97 256L99 257V254H97ZM102 256H101V258H103ZM138 256H140V255H138ZM176 256H177V255H176ZM211 256H212V255H211ZM84 257H85V256H84ZM163 257H162V259H164ZM165 257H166V256H165ZM167 257H168V256H167ZM167 257H166V258H167ZM187 257H186V258H187ZM200 257H201V256H200ZM206 257H207V256H206ZM206 257L204 256L205 259H207ZM208 257H210V254L208 255ZM85 258H87V257H85ZM104 258H105V256H104ZM104 258H103V259H104ZM109 258H111V257H109ZM109 258H108V260H109ZM112 258H113V257H112ZM112 258H111V259H112ZM201 258H203V257H201ZM211 258H212V257H211ZM213 258H214V257H213ZM77 259H78V258H77ZM82 259H83V258H82ZM97 259H98V258H97ZM103 259H102V260H103ZM106 259H107V258H105V260H103V262H101V263H102V264L105 263ZM111 259H110V260H111ZM115 259H116V258H115ZM115 259H114V261H115ZM208 259H209V258H208ZM80 260H81V259H80ZM102 260H101V261H102ZM110 260H109V261H110ZM167 260H168V259H167ZM196 260H197V259H196ZM114 261H113V259H112V262H114ZM124 261H125V260H124ZM126 261H127V260H126ZM156 261H157V260H156ZM162 261H163V260H162ZM193 261H194V260H193ZM197 261H198V260H197ZM203 261H204V259H203ZM107 262H108V261H107ZM139 262H140V261H139ZM139 262H138V263H139ZM219 262H220V261H219ZM95 263H96V262H95ZM101 263H100V264H101ZM116 263H117V261H116ZM124 263L126 264V262H124ZM127 263H128V261H127ZM130 263H131V262H130ZM193 263H194V262H193ZM223 263H224V262H223ZM85 264H86V263H85ZM87 264H88V263H87ZM106 264H110V263L108 262V263H106ZM118 264H120V263L118 262ZM121 264H122V261H121ZM128 264H129V263H128Z\"/></svg>", "mask_w": 264, "mask_h": 264}]
</instances>
